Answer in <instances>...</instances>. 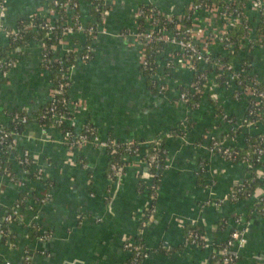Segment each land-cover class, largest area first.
Returning a JSON list of instances; mask_svg holds the SVG:
<instances>
[{
  "label": "crops",
  "instance_id": "0c3cea01",
  "mask_svg": "<svg viewBox=\"0 0 264 264\" xmlns=\"http://www.w3.org/2000/svg\"><path fill=\"white\" fill-rule=\"evenodd\" d=\"M49 1L7 0V14L0 18V24L14 29L21 19L47 14ZM152 1L173 15L182 11L180 6L188 0ZM146 2L115 1L108 20L110 35H100L94 42L93 60L71 73L69 96L73 103L85 106L80 111L71 109L76 131L90 126L101 142L142 144V148L157 142L165 146L168 166L157 168V201L153 205L150 199L147 187L155 182L142 157H127L122 177L112 181L108 149L91 143L94 145L73 151L63 144V134L56 127L39 125L35 115L50 103L51 74L42 69L39 43L22 46L8 78L0 74V125L8 126L15 111L28 113L30 122L15 151H28L35 170L44 169L45 176L42 180L28 179L26 187L20 189L14 181L26 178L17 159L0 163V264H26L27 252L32 255L31 264H125L131 261V252L126 249L130 243L149 250L150 257L140 264H216L212 257L227 243L234 227L247 230L242 264H259L264 256V217L251 214L250 222L236 225V219L247 216L251 208L248 202L236 205L229 200L233 189L251 179L253 172L260 183L254 198H264V158L251 170L246 164L224 160L211 149L213 138L229 147L230 134L238 130L240 134L229 144L247 148L257 137L264 144V116L259 122H249L252 98L236 97L234 84L218 86L216 71L199 107L191 109L180 103V89L189 88L196 73L182 62H175L171 70L166 67L164 60L174 51L170 46L165 58L157 60L168 91L152 90L142 71V44L118 37L122 32L138 30L135 14ZM83 14L88 21L89 14ZM204 17L211 19L213 15L198 16L201 29L210 26ZM250 19L258 25L256 12ZM210 31H217V26L213 24ZM203 38L204 34L198 35L196 42L202 44ZM76 39L66 42L73 46ZM0 42L9 43L4 35ZM248 46L249 42L233 59L229 74L245 73L264 87V43ZM233 50L214 42L208 52L216 58ZM203 173L209 188L201 184L199 174ZM45 180H51L53 187L44 185ZM21 193L41 199L40 206L21 209L20 216L7 225L5 219L18 206ZM143 224L146 227L142 230ZM192 225L204 228L207 248L185 246ZM5 226L8 239L2 233ZM34 227L46 235V241L31 238Z\"/></svg>",
  "mask_w": 264,
  "mask_h": 264
},
{
  "label": "built area",
  "instance_id": "2783aa9c",
  "mask_svg": "<svg viewBox=\"0 0 264 264\" xmlns=\"http://www.w3.org/2000/svg\"><path fill=\"white\" fill-rule=\"evenodd\" d=\"M52 6L56 8L62 9L64 12L63 16H61L56 10H52L48 8L47 14L44 15H36L33 14L29 16L28 19L32 23L27 27V29L31 32H36L40 30H47V37L52 38V35L55 34L57 31L61 30L62 32V39L59 46H56L53 51L58 54L54 59H49L48 57V48L45 44H40L43 52L41 63L42 64H53L54 62H58L61 65L60 70L57 72L61 76L60 81L58 82L57 86L51 85L50 91V103H52L48 114L53 115L54 122L61 126L64 123H68L70 127L75 129L76 122L74 117L71 119H66L58 112L57 107L54 103H61L62 105H66L67 101L65 99L66 89L71 87L72 80H71V73L75 70L76 67L80 65H85L90 63L94 57V42L98 39V37L110 35L108 30V20L110 14H112L115 8V1L120 0H95L96 2H100L103 7L108 8L106 11H103L100 19L95 18L91 15L87 17L84 16V11L87 12V9L91 7V4L85 2V0H78L77 2H73L71 0L61 3L59 0H51ZM188 7V14L187 17L193 22L192 29L184 30L183 27L177 25L175 28V33L170 31L169 29H164L162 31V18H166L167 24L166 26H170L173 21L170 17H166V14L162 9H160L157 4H155L152 0H147V2L139 9L135 14V18L139 22L138 30L137 31H125L118 35L120 38L128 39L133 38L135 41L140 42L144 48L143 58H142V67H147L148 62L146 60L145 52L148 49V45L153 42H165L168 46L173 47L174 51L172 54L170 53L165 58L164 55L161 57L165 58V65L168 69H172L175 66V62H182L186 68L191 69L192 72L196 73V78L192 81L191 86L188 88L191 93L194 94H202L206 93V90L211 88L210 77L205 74L203 68L207 66H212L213 70L217 72V78L223 77L226 75L228 79L227 84H234L237 87L236 97H249L253 100V105L262 106L264 105V89L260 87V83L253 78H249L248 83L245 85L243 82L240 81V75L229 74L228 71L231 72V68L226 70L224 66H218L216 62V58H213L209 55V46L214 42H220L222 45H227V40L225 39L228 35L229 31L235 27L240 25H247L248 31H252L255 28V25L252 23L250 19V15L253 12H256L259 17L258 24H264V0H247L246 5H244V11L239 13L236 11L235 13H229L228 10L219 7L213 8H203L198 6L194 3L195 0H190ZM227 4L233 5L236 3H242L243 0H226ZM7 0H0V18H5L7 14ZM209 14L213 15L214 21L210 25L218 24L217 31L211 32L210 29H201L200 26H197L196 20L200 14ZM40 17L41 20L38 22L35 18ZM36 21V23H33ZM137 22V23H138ZM92 24V25H91ZM90 25V27H89ZM253 25V27H252ZM143 26V27H142ZM143 28V29H142ZM219 29V30H218ZM203 42H202V51L199 52L196 48V37L198 35H203ZM6 36L9 42L10 37L13 35L15 38L17 36L16 31L13 33L8 32L7 28L4 24H0V36ZM68 38H83V40L76 39L74 41V45L70 46L66 41ZM84 41V42H83ZM1 46L2 45L0 42ZM175 52V53H174ZM178 52V54H176ZM72 55V63L67 61V58ZM74 57V58H73ZM195 62L199 63V67L196 68ZM14 63L11 66V69L15 66ZM2 62L0 61V66ZM156 65L158 66L157 62ZM11 71V70H10ZM10 71H5L3 73L0 72L1 77L4 79L8 78ZM49 72L48 70H46ZM226 71V72H225ZM50 73V72H49ZM153 81L156 85L157 91L160 93H165L168 91V87L165 83V78L158 72L156 76H154ZM242 88H239V87ZM188 95L184 92L179 91V102L186 105L188 102ZM70 113L71 109L75 108L78 111L84 109L85 106L78 104V103H71L70 106ZM72 114V113H71ZM72 116H74L72 114ZM227 119V117H225ZM227 121L235 125L234 121ZM13 123H21L23 125H28L30 120L27 117H20L19 115H15L12 118ZM88 133H91L92 139H89L87 135L82 134L81 132L74 133H67L64 135V138L67 139L69 142L72 141L71 145L76 147L84 143H99L97 142L96 132L90 126H85ZM184 136V135H183ZM22 135L18 134L17 132H7L4 128H0V146L4 144H9L14 149L18 146L19 139ZM156 145L159 143L155 142ZM154 144V143H153ZM82 145V146H83ZM101 148L111 150L110 156L115 155L117 153L116 148H119L118 144L114 140H106L99 143ZM127 147L129 148V153H131V158H141L142 156L141 149L142 144L135 145L134 143H127ZM83 146V147H84ZM211 149L212 152H216L219 150L221 154L226 157L228 160L233 161L234 153L226 147L224 142H221L215 138L211 141ZM254 150L257 156L259 157V161L262 162L264 158V144L263 141L256 143L254 145ZM130 158V159H131ZM144 161V160H143ZM157 157L151 156L149 161L145 162V164L150 168L153 165H157ZM167 163V160H166ZM19 166H21L24 170L25 180L22 182H16L20 187H26L28 182V177L30 175V171H26L25 168L31 166L33 164L30 153L28 151L21 152L19 155ZM168 165H165V167ZM251 170H254L255 167L253 164L247 165ZM258 166V165H257ZM160 166L157 165V168ZM124 169V167H123ZM111 173L109 175L110 180L115 181L116 179H120L122 174H120L117 166L114 164L110 167ZM7 174V173H6ZM34 176L39 177L42 180L43 176H45L44 169L39 168L34 171ZM10 177V174H9ZM209 188V186H208ZM151 195L150 199L152 203L157 201L160 192V186L152 185L151 186ZM241 191L238 192H231L230 201L233 203L238 202L239 195ZM254 198V195H253ZM44 200H42L43 202ZM260 203L264 205V198L259 199ZM20 216V208L17 206L14 210V214L8 216L5 219L7 225H9L16 217ZM146 225H142V230L145 228ZM193 228H197L196 226L192 225ZM247 230H236L231 233L229 240L225 245L221 247V249L215 253L214 259H218L216 264H242L239 259V254L242 250L245 249L247 245V241L245 240ZM3 233V232H2ZM47 237L43 238L41 241H46ZM186 247H197V248H207L206 242L204 238L199 236V233L195 230H190L187 233V237L185 240ZM235 251H232V248L235 247ZM126 249L131 252V261L125 264H138L140 261L147 260L149 255V250H147L141 244H134L130 243L126 245ZM32 255L30 252H27L25 255V263L31 264ZM9 264V263H8Z\"/></svg>",
  "mask_w": 264,
  "mask_h": 264
},
{
  "label": "trees",
  "instance_id": "16d2710c",
  "mask_svg": "<svg viewBox=\"0 0 264 264\" xmlns=\"http://www.w3.org/2000/svg\"><path fill=\"white\" fill-rule=\"evenodd\" d=\"M69 0H59V2L61 3H65ZM73 2H77L78 0H71ZM86 3L91 4V7H89L87 9V13L95 18L100 19V16L102 15L103 11H106L108 8L103 7V5L100 2H96L95 0H85ZM191 1L188 0L186 2V4L184 5V3H182V5L180 6V10L182 9V11H179L178 13H175L171 16H169L173 23L170 26H166L167 21L166 18H162L161 22L163 24L162 31L164 29H169L170 31H172L173 33H175V28L177 25H180L181 27L184 28V30H188V29H192L193 28V22L187 17L188 14V7H189V3ZM194 3L198 6H201L203 8H213V7H219V8H224L226 10L229 11V13H235L236 11H239V13L244 11V5H246L247 0H243L242 3H236L233 5H228L226 0H195ZM48 7L52 10H56L61 16H63L64 12L62 11V9L60 8H56L54 6H52V1L50 0L48 2ZM167 17V16H166ZM38 22L41 20V18L36 17L35 18ZM40 19V20H39ZM32 22L29 21L28 19H21L16 27L14 29H8V32L13 33V31H16L17 36L16 38L12 35L9 39V43L5 46H1L0 45V61L2 62V65L0 66V72L3 73L5 71H10L11 70V66L17 62V59L15 57V55L17 54V50L19 48H21L22 46L25 45H29L31 43H39V44H45V46L48 48V57L49 59H54L56 56H58L57 53H55V51H53L52 49H54L56 46L60 45L61 39H62V32L61 30L57 31L55 34L52 35V38L47 37V30H40V31H36V32H31L27 29V27L31 24ZM33 23H36V21H34ZM258 24V23H257ZM92 25V24H91ZM90 27V25H89ZM143 27V26H142ZM253 27V25H252ZM143 29V28H142ZM258 37V39H256ZM264 37V24H258L257 26H255V28L252 31H248L247 29V25H238L233 27L228 35L226 36V40L227 45L226 47L228 48H233V52L231 54H228L225 57H216V62L218 63V66H224L226 67V70L232 68V61L233 59L236 58V56L238 54H240L241 52L244 51V47L246 44H248V42L251 44V46L248 47H253L255 44H257L259 42L260 43H264V39H262V41L260 40V38ZM169 46L167 43L165 42H153L151 44L148 45V49L145 52V56H146V60L148 62V66L142 68V71L145 75V77L147 78L149 84L153 87L152 90L156 89V85L153 81L154 76H156L159 72V67L156 65V62L158 60L159 57L165 55V52L168 50ZM196 48L197 50H199V52L202 51V45L201 44H196ZM175 53V52H174ZM178 54V52L176 53ZM74 58V57H73ZM75 59V58H74ZM72 59V55L69 56L67 58V61H69V63H72V61L74 60ZM196 68L199 67V63L195 62ZM61 65L58 62H54L53 64H42V69L44 70H48L51 74V85H56L58 84V82L60 81L61 76L59 74H57V72L60 70ZM205 71V74L210 77L212 75V73H214L216 70H209V66L204 67L203 68ZM226 72V71H225ZM229 72V71H228ZM240 75V81L243 82L245 85L248 83L249 81V77L245 74H238ZM197 76V75H196ZM196 78V77H195ZM228 82V79L226 78V75L223 77H218L217 78V84L218 86H222L225 85V83ZM239 87V86H238ZM261 87V86H260ZM70 88L66 89V93H65V99L67 101L66 105H62L61 103H54L55 106L58 109V112L63 115V117H65L66 119H71L73 118L72 114L70 113V104L73 102V100L71 99V97L69 96V92H70ZM242 88V87H239ZM262 89H264V87H261ZM181 92H184L188 95V102L186 103V106L194 109L197 108L201 105L202 103V98L203 95L202 94H194L191 93V91L188 88H182L180 89ZM252 101V108L249 112V114L247 115V119L249 122H259L262 117L264 116V105L262 106H257V105H253V100ZM52 103H49L47 106L43 107L36 115V121L39 123V125H41L43 128H55L58 129L63 136L66 135L67 133H74L75 129H73L72 127H70V125L66 122L63 125L59 126L54 122L53 119V115L48 114V111L51 107ZM15 115H19L20 117H27L30 120V116L28 115V113L23 112V111H15L12 114V118ZM27 127V125H23L21 123H13L10 122L8 126H1L0 128H4V130H6L7 132H17L20 135H23L25 132V128ZM92 128V127H90ZM93 128H92V132H93ZM95 131V130H94ZM78 132V131H76ZM79 132H81L84 135H87L89 139H92V135L91 133L87 132L86 127L84 126ZM177 134H180V132H176ZM240 134V130H238L237 132H233L232 134H230V137L228 138V148L234 153V157H233V163L235 164H253L255 169L257 168V165H260L262 162L259 161V157L257 156V154L255 153L254 150V145L256 143L261 142V140L257 137L255 139H253L252 144H248L249 146H247V148H239L236 145H231L229 144V142L232 140V138H236L237 135ZM119 148H116L117 153L115 155H112L111 157V162L112 165L114 164L115 166H117L120 174L124 173V165H125V160L127 157H131V153H129V148L127 147L126 144H123L119 141H116ZM137 145V144H135ZM139 150L142 152V158L144 161L148 162L151 156H156L157 157V165L161 166V168L165 165L166 160H167V151L165 146L162 143H159V145H156V143L147 146L145 148H139ZM15 149L13 147H11L9 144H4L0 146V163L2 165H5L7 163V161H9L10 158L15 157L17 159V162H19V155L18 152H16L15 155ZM111 152V150H109V153ZM216 153L218 155H220L224 160L226 161H230L228 160L226 157H224L221 152L219 150L216 151ZM9 163V167L12 166L11 162ZM157 165H153L150 167L151 169V175L154 177V182L152 185H159V170L157 169ZM26 171H30V175L28 177L29 180H34V165L32 164L31 166L25 168ZM9 174H10V170H9ZM199 179L201 181V184L203 186L208 187L207 180L205 177V174H199ZM44 183V185H46L48 188L53 187V182L51 180H45L42 181ZM151 185V186H152ZM260 183L259 181L256 179V175L253 172V176L251 179L247 180L243 185L240 186H236L233 189V192H238L241 191L240 195H239V200L238 202H233L234 204H239L241 202H248L247 204L249 205V208H251V210L248 211L247 216L245 217H239L236 219V225H241L242 223H246V222H250L251 221V214L252 215H261L262 217H264V205H262L260 203V201L256 200L255 198H253V195L256 191V189L259 187ZM151 186L147 187L148 192L151 195ZM41 199L36 198V197H28L25 193H21L19 200H18V206L21 209L26 208L27 206H34V208H37L36 206H40L39 202ZM39 201V202H38ZM38 202V203H37ZM38 205H37V204ZM154 205V203H152ZM14 212L9 211V215H13ZM225 223L226 221L222 222V226L225 227ZM237 227V226H236ZM38 227H34L31 228L30 230V236L31 238L34 239H40L42 240L43 238H45V234H41L40 231L38 230ZM237 228H232L231 231H236ZM190 230H195L199 233V236L201 238L205 237V230L202 227H197V228H193L192 226L188 227V231ZM3 235L5 237V239L9 238V230L8 228L5 226L3 229ZM14 245V244H13ZM183 247H181L180 251L182 250ZM235 247L232 248V251H235ZM166 252V251H165ZM174 253V250L170 253V255H172ZM169 253H166V255H168ZM239 259L241 262V252L239 253ZM218 261V259H214V256L212 257V262L216 263ZM142 261H140L138 264H140Z\"/></svg>",
  "mask_w": 264,
  "mask_h": 264
},
{
  "label": "rangeland",
  "instance_id": "374dc122",
  "mask_svg": "<svg viewBox=\"0 0 264 264\" xmlns=\"http://www.w3.org/2000/svg\"><path fill=\"white\" fill-rule=\"evenodd\" d=\"M171 15H172V14H166L167 17H169V16H171ZM204 20H210V24H211L212 21H214V17L211 18V19H206V17H204ZM204 20H203V21H204ZM205 22H206V21H205ZM206 23H207V22H206ZM196 24H197V26H195V28H198V26H200L199 23H198V20H196ZM207 24L210 25L209 23H207ZM217 25H218V24H216L215 26H217ZM211 27H212V25L208 26L207 29H211ZM79 40H83V38H79ZM83 42H84V41H83ZM177 62H178V58H177ZM178 63H179V62H178ZM63 137H64V136H63ZM65 138H66V137H65ZM65 138L62 140L63 144L67 145V147H68L69 149L73 150V151H74V150H75V151H76V150H80V149H82L83 146H84V145H83L84 143H82L81 145L78 144V146L74 147V146L71 145L72 141L69 142V141H68L67 139H65ZM98 139H99V140H98ZM100 140H101V138L98 137V138H97V142L100 143V142H101ZM99 143H94V144L97 145V146H99V147L101 148V146L99 145ZM90 144H91V143H85V146H84V147H86V146H88V145H90ZM94 144H91V145H94ZM82 145H83V146H82ZM35 178H36V179H34V180H40L39 177H35ZM23 181H24V180H23ZM21 182H22V181H21ZM22 188H23V187H21L20 189H22Z\"/></svg>",
  "mask_w": 264,
  "mask_h": 264
},
{
  "label": "water",
  "instance_id": "95a60500",
  "mask_svg": "<svg viewBox=\"0 0 264 264\" xmlns=\"http://www.w3.org/2000/svg\"><path fill=\"white\" fill-rule=\"evenodd\" d=\"M258 263H259V264H264V256H262L261 259L258 260Z\"/></svg>",
  "mask_w": 264,
  "mask_h": 264
}]
</instances>
